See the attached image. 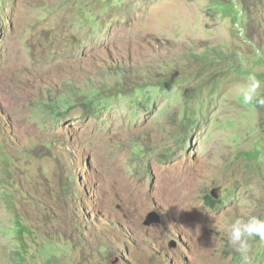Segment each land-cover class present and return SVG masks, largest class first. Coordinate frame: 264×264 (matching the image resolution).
Masks as SVG:
<instances>
[{
    "label": "rangeland",
    "instance_id": "rangeland-1",
    "mask_svg": "<svg viewBox=\"0 0 264 264\" xmlns=\"http://www.w3.org/2000/svg\"><path fill=\"white\" fill-rule=\"evenodd\" d=\"M2 1L0 264H242L224 229L264 218V107L236 91L264 89V0Z\"/></svg>",
    "mask_w": 264,
    "mask_h": 264
},
{
    "label": "clouds",
    "instance_id": "clouds-1",
    "mask_svg": "<svg viewBox=\"0 0 264 264\" xmlns=\"http://www.w3.org/2000/svg\"><path fill=\"white\" fill-rule=\"evenodd\" d=\"M237 95L244 105L264 107V89L255 75L238 85ZM228 244L239 254L242 264H248L252 242L264 241V218L249 211L236 217L224 229Z\"/></svg>",
    "mask_w": 264,
    "mask_h": 264
},
{
    "label": "trees",
    "instance_id": "trees-1",
    "mask_svg": "<svg viewBox=\"0 0 264 264\" xmlns=\"http://www.w3.org/2000/svg\"><path fill=\"white\" fill-rule=\"evenodd\" d=\"M1 1V3L3 4V1L2 0H0ZM259 76L262 78V77H264V75L263 74H259ZM262 149L260 150L259 149V147L257 146L256 148H255V150L253 151V155H254V157L256 158V157H258L261 153H262ZM204 201H205V203L208 205V206H210V207H215L216 205H217V203L219 202V200H216L215 198H213L211 195H206L205 196V198H204Z\"/></svg>",
    "mask_w": 264,
    "mask_h": 264
},
{
    "label": "water",
    "instance_id": "water-1",
    "mask_svg": "<svg viewBox=\"0 0 264 264\" xmlns=\"http://www.w3.org/2000/svg\"><path fill=\"white\" fill-rule=\"evenodd\" d=\"M219 191V187H216V188H213L211 191H210V195L213 197V198H218V194L217 192ZM158 222V218L155 216V214L153 212H150L146 219L144 220V224L147 225V226H151L155 223Z\"/></svg>",
    "mask_w": 264,
    "mask_h": 264
}]
</instances>
